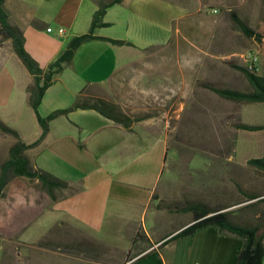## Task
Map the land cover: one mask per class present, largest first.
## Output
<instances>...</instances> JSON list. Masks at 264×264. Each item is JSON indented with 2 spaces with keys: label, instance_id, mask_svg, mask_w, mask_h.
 Masks as SVG:
<instances>
[{
  "label": "crops",
  "instance_id": "obj_1",
  "mask_svg": "<svg viewBox=\"0 0 264 264\" xmlns=\"http://www.w3.org/2000/svg\"><path fill=\"white\" fill-rule=\"evenodd\" d=\"M181 1L123 0L108 8L103 21L109 26L96 29L94 34L124 40L132 46L118 47L104 41L81 46L71 64L46 90L38 108L40 116L68 109L83 91L109 87L115 96L120 90L119 103L151 104L155 103V94L160 103L168 98L170 101L174 98V104L180 103L183 87L196 86L200 73L210 67H199L198 54L188 51L189 63L183 69L182 49L172 45L179 39L191 38L186 29L191 18L196 19L194 24L197 25V16L218 6L213 4L214 0ZM4 7L9 19L14 16L13 25L23 33L25 50L42 69L61 54L68 39L89 30L97 9L94 0H5ZM28 7L30 12L25 10ZM108 16L112 18L107 20ZM32 20L37 21V28L31 26ZM49 23L53 35L39 36L36 29L47 27ZM119 24L121 28L116 33L102 34V30ZM58 29H63L64 35L58 34ZM104 44L107 46L105 52L97 55L96 46ZM133 54L136 59L130 57ZM28 76V83L23 87V97L27 99L26 88L32 81ZM237 111L235 105L230 106L231 115L238 114ZM60 125L63 131L73 130L75 136L57 135ZM149 127L151 125L136 127L132 124L127 131L94 110H75L51 121L38 149L29 150H37L32 160L29 159L30 164L76 187L66 195L56 191L55 200L41 194L42 203L39 204L35 187L23 183L28 179L8 182L4 196L0 197V264H36L37 255L43 254L49 259L47 264H86L85 252L80 247L81 237L95 248L103 242L114 248L112 244L123 237L119 235L122 232H131L134 237L140 226L136 219L139 216L145 219L164 172L165 155L167 158L166 134ZM73 144L76 157L70 158L66 148L73 149ZM46 154L77 174L72 176L58 168V171L48 169L42 161ZM8 194L13 196L14 203L7 207L5 197ZM45 214L50 221L33 230ZM110 220L123 225L110 228V224L107 225ZM143 230L150 246L122 264H236L243 244L237 237L220 235L212 226L164 244L168 234L152 240L147 228Z\"/></svg>",
  "mask_w": 264,
  "mask_h": 264
},
{
  "label": "rangeland",
  "instance_id": "obj_2",
  "mask_svg": "<svg viewBox=\"0 0 264 264\" xmlns=\"http://www.w3.org/2000/svg\"><path fill=\"white\" fill-rule=\"evenodd\" d=\"M213 4L218 6L197 16V25L194 24L196 19L191 18L190 26L186 28L191 38L179 39L177 44L174 41L175 44L172 45L182 49L183 69H186L189 63L188 51L198 54L199 67L202 69L205 66L210 67L208 71L203 70L200 73V80L196 86L183 87L180 103L174 104V98H170L171 101L168 98L165 103H160L158 94H155V103L151 104L119 103L117 96L120 90L116 91L115 96L111 87L86 93L94 101L112 105L114 110L110 112L111 115L139 119L132 124L136 127L151 125L149 128L153 131L166 134L168 146L163 175L155 189L153 201L145 219L140 216L136 219L140 226L147 228L152 240L186 225L192 215L184 213L182 209L187 204L195 202L211 210L225 208L223 211L228 212L229 219L233 223L246 227L257 225L260 231L264 232V203L262 202L264 171L248 164L250 159L264 156V130L249 132L239 128L243 124L264 125V103L230 104L208 88L212 86L250 92L251 86L243 73L237 69V67H244L241 56L247 51L258 54L259 75L264 76V0H214ZM213 9H216V12H212ZM25 10L30 12V7ZM233 14L257 34L260 37L259 40L254 36L247 37L239 31L233 22ZM111 18L112 16H108L107 20ZM9 22L13 25L14 16L10 17ZM119 28L121 24L101 32L114 34ZM52 30L53 27L49 23L47 27L36 29V32L39 36L49 37L53 35V33L50 34ZM106 47V44L96 46V54H103ZM87 53L88 51L85 55ZM207 54L209 56L205 58ZM130 57L136 59L134 54ZM81 61L84 62L83 58ZM185 74L187 71L183 72V75ZM27 77H29L28 73L16 57L11 40L0 30V121L17 131L22 142L30 144L39 138L41 128L32 108L28 105L27 98L23 97V87L28 83ZM190 96L197 97L192 99ZM231 105L237 107L238 114L229 113ZM62 129L61 125L57 128V135L75 136L73 130L64 129L63 131ZM14 143L16 139L0 132V166L8 158L9 149ZM72 147L73 149L66 148V155L75 158V144ZM35 149H38V146ZM36 151L28 150L25 155L32 160ZM42 161L48 169L49 167L57 171L59 169L72 176L77 174L74 169L63 165L49 154L44 155ZM8 179L11 181L26 178L14 177L10 174ZM34 181L23 180V183L35 187L38 193L37 201L41 204L40 195H45L46 199L49 196L41 184L39 182L35 184ZM75 187L57 190V192L60 195H66ZM9 195L5 197L7 207L14 203L13 196ZM250 197H256V199L249 200ZM49 219L48 214L43 215L32 229L46 225ZM117 223L110 220L107 225L110 224V228L123 225ZM140 226L134 237L131 236V232L118 233L123 237L112 244L115 245L114 248H111V244L104 242L95 248L86 238L81 237L83 241L80 247L81 251L85 252L86 264H92L91 261L99 264H122L128 260L129 255L149 247L148 238ZM132 227L134 230L136 224ZM137 233L139 237L133 243ZM107 237L111 239L108 234ZM46 256V254L37 255L36 264H47L49 259L47 260Z\"/></svg>",
  "mask_w": 264,
  "mask_h": 264
},
{
  "label": "trees",
  "instance_id": "obj_3",
  "mask_svg": "<svg viewBox=\"0 0 264 264\" xmlns=\"http://www.w3.org/2000/svg\"><path fill=\"white\" fill-rule=\"evenodd\" d=\"M122 1L123 0H94L97 9L92 16L89 30L84 34L72 37L61 54L53 60L47 68L42 69L25 50V40L22 31L18 27L10 24L9 15L4 7L5 0H0V30L11 40L16 57L21 61L27 73L32 78V85L28 86L26 91L28 95L27 101L41 128L39 138L33 143L26 144L21 141L17 131L9 128L0 121V132L16 139V143H14L9 149L8 158L0 166V197L4 196V189L9 182L8 176L10 174L14 177L37 180L52 200L56 199L54 193L57 190H67L72 188L71 184L53 176L49 172L43 171L39 168H33L30 164V160L25 155L26 151L40 145L49 131L50 122L57 117L67 115L75 110H94L105 118L113 121L115 124L122 126L127 131L130 129L132 123L139 120L125 116L111 115L110 112L114 110L112 105L104 102L100 103L96 100L94 101L92 98H89L86 95L87 92L84 91L79 93L75 102L68 109L55 111L46 117H41L38 112V108L46 90L55 82V78L71 64L75 52L82 45L92 41H104L118 47L132 46L131 43L124 40H113L98 37L94 34L96 29L109 26V24L104 23L103 21L107 9L115 4H120ZM232 19L237 29L245 36H254L259 40L260 37L251 31L236 15L233 14ZM30 24L35 28L38 27L36 20H32ZM237 69L243 73L247 82L251 86L250 92H242L229 88H216L212 86H208L209 90L220 98L238 103H264V76L253 75L247 72L244 67H237ZM239 128L249 132H256L264 130V125L253 126L243 124L240 125ZM248 164L264 171V156L257 159H250ZM255 199L256 197H250L249 200ZM262 202L264 203V199H262ZM224 209L211 210L207 206L197 202L187 204L182 211L184 213H190L192 215L191 220L186 225L182 226L178 232L172 235L168 234L166 236L167 239L163 244L178 238L190 236L198 229L212 226L217 228L220 235H231L239 238L243 242L236 264H263L264 232H261L257 225L254 227H246L233 223L229 219L228 212L223 211ZM138 237L139 234L137 233L133 243L136 242ZM146 249L147 248H143L142 250H139L137 254ZM137 254L129 255L128 259H132V257Z\"/></svg>",
  "mask_w": 264,
  "mask_h": 264
},
{
  "label": "built area",
  "instance_id": "obj_4",
  "mask_svg": "<svg viewBox=\"0 0 264 264\" xmlns=\"http://www.w3.org/2000/svg\"><path fill=\"white\" fill-rule=\"evenodd\" d=\"M49 31V29H48ZM59 34H63V29L58 30ZM243 66L247 72L253 75H259L260 73V58L256 52L247 51L241 56ZM264 264V262H263Z\"/></svg>",
  "mask_w": 264,
  "mask_h": 264
}]
</instances>
